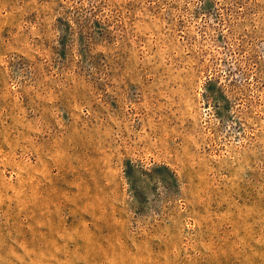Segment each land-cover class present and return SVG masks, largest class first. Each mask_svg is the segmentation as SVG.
Wrapping results in <instances>:
<instances>
[{"label":"rangeland","instance_id":"374dc122","mask_svg":"<svg viewBox=\"0 0 264 264\" xmlns=\"http://www.w3.org/2000/svg\"><path fill=\"white\" fill-rule=\"evenodd\" d=\"M0 264H264V0H0Z\"/></svg>","mask_w":264,"mask_h":264}]
</instances>
